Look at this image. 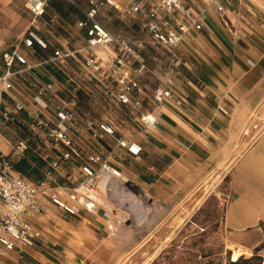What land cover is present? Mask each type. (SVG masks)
<instances>
[{"label": "crops", "instance_id": "0c3cea01", "mask_svg": "<svg viewBox=\"0 0 264 264\" xmlns=\"http://www.w3.org/2000/svg\"><path fill=\"white\" fill-rule=\"evenodd\" d=\"M221 1L226 11L220 14L214 7L207 8L202 16L204 28L191 31L178 47L174 91L183 103L157 106L147 98L142 111L157 114V124L144 129L139 114L134 113L129 130H120L140 142L141 155L129 156L111 144L115 147L111 159L133 188L125 194L128 207L135 210L134 226H144L148 209L154 206L163 211L175 209L201 179L229 165L223 172L228 193L223 228L232 245V261L243 257L245 264H260L264 257V125L257 131L262 123L253 117L264 108V4L258 0ZM165 49L167 55L157 65H168L171 48ZM159 79L151 72L142 77L147 93ZM14 99L33 105L32 98L20 92H10V106ZM4 134L9 140L17 139L12 130H4ZM2 147L10 151L7 143ZM108 150L111 152L109 146ZM27 152L23 160L14 158L16 167L36 181L46 161L33 149ZM130 190H140L147 201L142 203ZM49 211H55V206L47 204V211L33 220L45 239L8 251L0 256V264H115L126 245L137 238L130 232L134 228L128 227L131 220L124 222L118 210L105 208L81 210L78 215L59 209L66 216L82 218L89 229L84 240L63 233L47 235L41 221Z\"/></svg>", "mask_w": 264, "mask_h": 264}, {"label": "built area", "instance_id": "2783aa9c", "mask_svg": "<svg viewBox=\"0 0 264 264\" xmlns=\"http://www.w3.org/2000/svg\"><path fill=\"white\" fill-rule=\"evenodd\" d=\"M24 1L30 25L3 52L0 71V256L45 239L43 230L33 220L47 211V204L68 215L106 209L100 195L104 179L109 199L124 206L127 213L121 220L127 222L135 217V210L127 206L128 198L121 193L120 185L124 186L123 181L127 180H123L122 172L111 159L115 155L111 144L134 157L141 155L143 146L133 135L121 134L111 119L84 122L76 101L63 99L54 82L38 76V68L51 63L66 72L70 62H79L106 95L138 113L144 129H149L157 124L158 115L142 111L147 98L157 106L183 103L174 91L178 47L191 31L204 28L202 16L207 8L214 7L220 14L226 11L221 0H209L199 12H193L183 0H85L88 6L84 8L78 0H67L84 14L78 26L85 29V44L76 47L60 42L53 46L43 34V29L59 23V13L50 11L52 0ZM105 8L142 16L150 36L146 42L171 48L168 65L152 68L142 51L144 41L113 33L104 25L99 15ZM50 47L53 50L48 57L35 55L37 49ZM83 52L85 58L81 61L78 55ZM149 72L160 77L151 93L146 92L142 80ZM17 87L34 89L32 106L18 99H14V106L9 105L10 92ZM17 123L25 125L26 133L20 135ZM4 130L14 131L17 139H7ZM101 141L110 147L108 155L96 146H89L90 142L98 145ZM5 143L10 151L2 147ZM28 149L46 161L42 176L36 181L24 176L14 160L24 157ZM140 200L147 201L145 196Z\"/></svg>", "mask_w": 264, "mask_h": 264}, {"label": "rangeland", "instance_id": "374dc122", "mask_svg": "<svg viewBox=\"0 0 264 264\" xmlns=\"http://www.w3.org/2000/svg\"><path fill=\"white\" fill-rule=\"evenodd\" d=\"M183 1L192 8L193 12H199L205 8L209 0ZM258 1L264 4V0ZM80 5L83 8L87 6L84 0ZM50 11L59 13V23L43 29V34L52 39L55 44L60 42L67 44L68 42L69 46H83L85 33L84 29L78 26V22L84 16L81 9L67 0H52ZM99 19L113 33L135 39L138 42L144 41L142 51L152 68H155L159 60L167 55L165 48H156L146 42L150 36L144 28L145 21L139 14H124L105 8L100 12ZM30 21V13L24 0H0V71L2 70L3 52L27 31ZM52 50L53 47L43 51L37 49L35 55L38 56V53H41L46 58L51 55ZM100 53L104 55V52ZM78 57L83 61L85 53L79 54ZM70 63L69 68L66 69L67 73L58 70L51 63H46L38 69V76L44 81H48L49 78L55 79L60 96L67 101H76L84 122L89 120L98 122L100 119L106 118L113 120L119 131L121 129L129 130L135 118L134 113L106 95L102 87L86 75L79 62ZM19 92L32 98L34 89L17 87L11 91L12 94ZM10 99L12 100V96ZM253 118L257 119L256 123H262L255 128L258 131L264 125V108L261 112L257 111ZM17 125L20 131L26 133L25 125L20 123ZM105 145L101 141V144L94 143L92 147L96 146L108 155V146ZM27 153L26 150L25 155ZM228 167L229 165L225 164L223 170L214 171L201 179L175 209L163 211L158 206L148 209V219L144 226L138 225V223L134 226L132 225L134 217L129 219L128 221L131 220V223L128 224V227L134 228L130 232L135 234L137 238L134 243L126 245V250L119 254L115 264L148 263L151 253L160 248L164 241L166 243L161 252L148 264H230L233 256L232 245L223 228V215L228 198L227 185L223 181V172ZM210 182H216L215 186L202 204L190 214L193 205ZM127 183L128 181H123L124 186H127ZM128 188L133 189L127 186V191H129ZM130 191L137 198L143 196L140 190ZM121 193L124 197L128 196L125 192ZM100 195L105 198L104 192ZM106 201L113 207V211L118 210V216H127V213L121 210V207L124 208V206L113 203L109 198H106ZM106 209L108 208L106 207ZM43 218L44 221L41 223L46 227L47 235L49 233H63L75 235L78 236L79 240H84L83 236H86L89 231L81 223L82 218L80 216H66L56 206L55 211L47 212ZM112 218H116L115 215ZM184 218L185 220L182 222ZM85 222L88 220L85 219ZM238 253L239 251H237Z\"/></svg>", "mask_w": 264, "mask_h": 264}, {"label": "bare ground", "instance_id": "6f19581e", "mask_svg": "<svg viewBox=\"0 0 264 264\" xmlns=\"http://www.w3.org/2000/svg\"><path fill=\"white\" fill-rule=\"evenodd\" d=\"M123 175V180H125V176H124V174H122ZM220 179V178H219ZM105 181H106V179H104L103 180V182H102V184H101V187H102V190H103V192H104V194H105V198H101V201H102V203H104V205L109 209V210H111V211H113L112 209H113V207L106 201V198H109L110 197V195H109V192L106 190V188H105ZM215 184H216V182H210L209 183V185H207L204 189H203V191H202V194L198 197V199H197V201L195 202V205H193V208L190 210V214H192L196 209H197V207L198 206H200L201 204H202V202L205 200V198L210 194V192H211V190L213 189V187L215 186ZM120 188H121V191L122 192H125V193H127V188L125 187V186H122V185H120ZM185 220V218L184 219H182V222ZM178 228H179V225H178ZM166 243V241H164V244ZM164 244H162L161 246H160V248H158L157 250H155V251H153L152 253H151V255H150V257H149V261H148V263L151 261V260H153L160 252H161V250L163 249V247H164ZM148 263H145V264H148Z\"/></svg>", "mask_w": 264, "mask_h": 264}, {"label": "trees", "instance_id": "16d2710c", "mask_svg": "<svg viewBox=\"0 0 264 264\" xmlns=\"http://www.w3.org/2000/svg\"><path fill=\"white\" fill-rule=\"evenodd\" d=\"M16 158V157H15ZM20 160H23L22 158H20ZM16 163V162H15ZM24 163V162H23ZM26 163V162H25ZM16 165H18V164H16ZM17 168L19 169V170H22V168L20 167V166H17ZM263 260V259H262ZM242 262H244V264L246 263V260L243 258V257H241L238 261H230V264H242ZM262 262V261H261ZM261 264V263H260Z\"/></svg>", "mask_w": 264, "mask_h": 264}]
</instances>
